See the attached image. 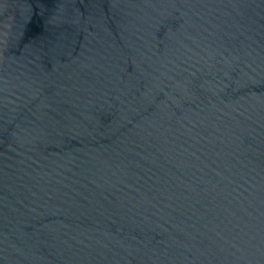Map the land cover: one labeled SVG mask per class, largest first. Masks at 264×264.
Segmentation results:
<instances>
[{"label":"water","instance_id":"95a60500","mask_svg":"<svg viewBox=\"0 0 264 264\" xmlns=\"http://www.w3.org/2000/svg\"><path fill=\"white\" fill-rule=\"evenodd\" d=\"M0 264H264V0H0Z\"/></svg>","mask_w":264,"mask_h":264}]
</instances>
